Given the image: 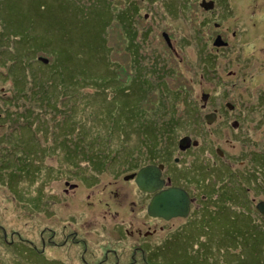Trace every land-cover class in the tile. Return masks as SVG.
Instances as JSON below:
<instances>
[{"label": "rangeland", "instance_id": "obj_1", "mask_svg": "<svg viewBox=\"0 0 264 264\" xmlns=\"http://www.w3.org/2000/svg\"><path fill=\"white\" fill-rule=\"evenodd\" d=\"M47 1L52 2L50 4V13H57L55 16L61 18L60 27L63 29L61 33L63 34L64 41L59 37L51 46H48L46 43L45 51L38 50L36 55L38 58L39 56L48 58L50 64L54 59V51L59 52L61 50L63 55H69L75 61L78 68H83L86 65L85 58L87 55L93 56V51L97 52L99 50H97L96 46L105 39L106 17L93 12V7L96 5V1L94 0ZM105 1L109 4V12L114 13L116 10L127 6L126 1L128 0ZM130 4H137L135 6L137 11L134 12L135 18L132 23L137 31L134 38L136 49H132V53L130 50H127V42L123 40L119 29L120 26L114 21L108 28L106 35V46L109 52L107 53L106 48L105 50L102 49L96 58L97 66L95 70L98 73L90 75L89 77H84L83 75L85 74H81L82 77L79 78V83L99 82L96 86H93L91 83V86L98 92L102 90L105 92L102 96L105 97L103 105L100 104V98L95 97L91 98L92 104L90 107L89 100H83L81 97H77V101L73 102V100H76V95L81 96L80 94H84V91L75 92L72 89L71 91H64V86L61 87L55 96H51L56 97V100L50 99L54 101L53 105H48L50 101L45 105L41 99L42 96L32 92L30 97L29 87L32 86L25 84L13 97L5 98V102L0 104V112L5 115V118H2V123H0V139H3L7 132L5 130L6 122L11 118H16L13 113L19 106L36 107L40 103L37 107H42V113L40 115L36 114L31 127L32 129L34 126L37 127L35 131L38 135L40 134V127H42V130L47 133V142L53 144L52 148L54 152L59 147L64 146V154H69L72 151V140H80L79 134L75 135L73 131L68 132V128L71 126L70 122L78 120V125L83 131L86 126L94 121L95 112L100 115V119L97 122L98 126L94 124L90 128H95L98 132L95 130L93 135L84 138L82 140L83 143L89 141L96 145L95 141L101 140L98 143V147H107L111 143V149L107 150L105 154L109 156L112 151L116 153L115 155L121 156L124 153L122 148H125V152L134 154L131 151L134 149V152H136L135 149L141 142H146V146L148 147L150 143L148 138H146L147 135L142 133L141 136L140 133L136 132L137 129L135 127L132 128L136 129V131L134 130L122 138L117 130H112L113 127H117L115 123L120 118V122H123L124 119L130 126L140 122H145L149 125L150 129L155 131V135L158 138L159 144L156 146V150L159 151L164 147H169L171 138L173 141L175 137L178 138L184 133L191 134L194 128L193 118L197 112L195 115L189 114L187 108L192 109V112H194L196 108L201 107L202 93H212L229 89L225 88L228 79L227 71H234L238 76L246 77V83H242L241 81L240 84L235 86L238 92H243L246 88L248 91L253 92L264 91V80L261 81L259 77L260 70L264 69V49H262L264 48V0H224L223 14L219 13L216 16L214 13L212 14V18H209L210 14L206 15L207 17H204L205 15H199V18L193 17L189 4H185L189 11H185L181 15L177 13L172 16L165 13L162 17L158 15L161 13L160 9L156 17H152L151 11L148 8H143L142 5H138L136 0H130ZM180 4L182 3L180 2ZM101 5L103 6V4ZM170 9L172 8H163V10ZM82 10H86L87 13L82 14ZM16 11L20 10L17 8ZM31 12L36 13V10L33 8ZM146 13L149 16L144 19L143 15ZM200 18H207L205 19L207 26L204 29L203 37L197 29V25H193V21ZM1 24L2 21L0 19V26ZM211 28L214 30V34L217 33V28L225 31L223 36H225L228 42L226 44L229 45L228 47H221L218 52L216 46L213 45L215 36L210 31ZM39 31L43 38L42 41L53 38V32L48 31L44 24L40 25ZM57 31L60 33L59 30ZM232 33H234V36ZM168 37L172 41L173 50H170L166 44ZM199 37L203 38L204 43ZM39 40L41 41V39ZM179 41L183 42L180 46L177 44ZM11 44L10 41H1L0 39V90H4L6 95L7 92L13 93L18 85L15 83L14 76L11 72L7 74V66L14 57V49ZM258 52H262L263 54H259ZM59 56H61L60 52ZM77 56L80 59L76 58ZM137 66L140 68H137ZM224 66L225 68H223ZM222 76L224 77L223 80ZM115 79L116 82H113ZM137 79L138 81L143 80L148 83L149 88H147L145 94L143 93L144 95H139L137 92L135 84ZM230 80V83H232L235 79L230 78ZM39 83L41 84V81ZM68 83L65 81L63 85ZM250 84L252 86H249ZM32 85L36 87L38 85V79L32 80ZM33 87L31 91L34 89ZM228 87H230V84H228ZM20 91H22V94L16 96ZM68 95L71 98L65 100L60 99L62 96ZM235 96V99H237L238 95L236 94ZM253 96H256V94H253L251 98ZM142 98L143 100L141 102L140 100ZM214 98L216 97L212 96V105L215 102ZM241 100L247 101L248 99L244 97ZM70 101L81 112L77 118L72 117L68 113V109L63 108V105L69 104ZM251 101L254 100H248L249 103ZM140 109H143L146 114L141 113ZM258 110L259 113L264 112V101L258 105ZM107 115L112 122L110 124L106 118ZM188 118L192 119L191 124L186 121ZM197 118L199 123H201L202 120L199 117ZM184 121L187 124H184ZM108 125L110 126L109 128ZM16 126H18L17 123ZM81 130L80 132L83 133ZM24 139H27V134H25ZM262 139L263 137H261ZM62 140L67 142L68 145L63 144ZM213 140L214 146H216L217 143L214 137ZM11 144H13L12 141L8 143L2 142L3 151L0 153V164L1 158L7 157L8 150H12L13 146L10 147ZM21 149H29V146ZM245 149L252 148L251 146H246L242 150L244 151ZM98 151L101 153V148H98ZM241 158L244 157L241 156ZM66 165H68V162L64 161L58 166V169L62 171ZM111 169L115 170V167L113 166ZM0 172L11 173V170L8 165H4L0 168ZM102 175L99 178L100 181ZM59 176L60 173L56 172L55 177L49 178V188L44 192L46 193L44 197L47 201H49V194L60 198L64 190L69 191L61 182V180H65L64 176L62 175L61 180ZM120 176L124 178L125 174ZM105 181H107L106 178H102V184ZM122 183H117L116 187L107 185L103 191L104 195L123 191L127 197V190L121 187ZM33 188H42L40 180L33 185ZM89 191L87 190V193ZM87 193H84L79 188L75 193L77 196L76 198L75 195L73 196L75 199L72 202L76 201L75 203L77 204L90 202L89 200L91 199L86 197ZM14 198L17 202H24L29 206L31 205L30 194H19V196ZM14 198L10 193H6L3 190L2 185L0 186V226L6 229L4 232L2 230L3 235H10L8 242L11 241L14 235L22 236L24 239L39 238L36 244L41 250L42 248L58 251L67 250V252L77 254H81L83 250L79 249V246L88 247L90 249L87 253L93 257L92 259L94 261H97L98 258L106 254L102 252L104 249L103 245L96 242L95 238L92 237L91 226H89L94 222L101 223L105 220V222L110 221V213L105 208L100 206L88 208L84 206L88 209L86 212L91 213V211L95 210L96 216H92L89 213L84 216L76 215L75 222H67L70 215L67 213L61 216L64 222H44V218L34 222L28 218L24 210L19 208L17 202H14ZM93 201L96 202V200ZM239 211L242 215H255L252 210L247 208ZM126 223L131 224L132 222L127 220ZM185 223H173L172 226L177 227L174 234H172L170 229L171 225H168L169 228L165 230L167 235H162L160 238L161 244H165L164 246L166 247L167 244L178 240L183 244L182 238L186 237V235L180 233L182 229L184 230V227L178 228V224L183 225ZM235 223L239 224V222H211L209 225L202 223L198 227L196 222L192 223L189 229L193 230L196 236L205 235L207 239L205 243H202L203 236L195 238L193 241V250H196L195 246L198 245V252L212 256L220 249L219 238L222 236L224 239L230 238L231 254L225 257L230 264H264V227L256 225L255 222H245L247 225L244 231H240L234 226ZM189 229L184 231L188 233V231H191ZM97 235L102 236L99 233ZM99 238L104 242H110L112 248L117 252L120 250L122 253L124 252L125 259L123 263L125 264H162L158 257L160 253L153 255V257L152 255L149 256L148 262L144 259H138L132 262L130 254L133 253L135 255L137 251L133 249L131 238L122 243L115 242L112 236ZM208 240L211 245H208ZM69 243L71 245H68ZM162 249L166 250L167 248L161 246ZM13 250L17 253L19 247H15ZM42 260L40 257L35 259L34 255L32 257L29 254L26 261L22 264H43L44 262ZM74 263L82 264V258L80 256L77 257ZM108 264L113 263L109 262Z\"/></svg>", "mask_w": 264, "mask_h": 264}, {"label": "trees", "instance_id": "obj_2", "mask_svg": "<svg viewBox=\"0 0 264 264\" xmlns=\"http://www.w3.org/2000/svg\"><path fill=\"white\" fill-rule=\"evenodd\" d=\"M94 1H96V5L93 7V12L97 15H104L106 17L105 39H103L101 43L96 46L97 50H99L97 52L93 51V56L89 54L87 55L85 58L86 65L83 66V68H78L75 61H73L69 55H63L61 50L59 51L61 56H59V52L54 51V59L50 64L48 58L39 56V59L36 55L38 50L45 51L44 49L46 47V43L48 46H51L59 37H61V40L64 41L63 34L61 33V30L63 29L60 27L61 18H57L55 16L57 13H50V4L52 2H48L47 0L31 2L24 0H0V19L2 21L0 26V39L1 41H10L12 43L11 46L14 49V57L7 66V74L11 72L14 76L15 83L18 84L17 89L13 93L7 92L6 95L4 90H0L1 104L5 102V98L13 97L15 93L25 84H29L33 87L32 80L38 79V85L33 87L34 89H32V91V87H29L30 97L32 92L42 96L41 99L45 105H47L49 101L48 105H53L54 101L52 100H56V97L51 96H55L62 86L65 87L64 91H71V89L75 92L84 91V94H80L81 96L76 95V100H73V102L77 101V97H81L83 100H89L90 107L92 104L91 98L95 97L100 98V104L103 105L105 97L102 96L105 92L103 90L98 92L91 86V83L93 86H96L99 82L79 83V78L82 77L81 74H85L83 75L84 77H89L90 75L98 73L95 70L97 66L96 58L99 56L102 49H107L106 35L108 28L114 21L120 26L119 29L123 40L127 42V50H130L132 53V49H136L134 38L137 31L132 23L135 18L134 12L136 11L134 5L136 6L137 4H133V6L129 9L123 7L116 10L114 13H110L107 1ZM101 4H103V6ZM169 5H175V3ZM178 6L182 7L184 5L179 4ZM17 8L20 11H16ZM33 8L36 10L37 14L31 12V9ZM180 9L181 11L176 12V14L179 13L181 15L183 12L188 11L186 6ZM86 13V10H82V14ZM209 18H212L211 14ZM205 19L207 18L195 19L193 21V25H197V29L202 37L204 29L207 26ZM41 24H44L48 31L53 32L54 35L51 40L42 41L43 38L41 37V33L39 31ZM57 30H59L61 34ZM210 31L214 34V30H212V28ZM214 36L216 38V34H214ZM202 37H199V39L204 43ZM215 38L213 42H215ZM39 39H41V41ZM177 44L180 46L183 42L179 41ZM31 49L33 51L32 53ZM108 52L109 51L107 49V53ZM76 58L79 57L77 56ZM137 68L140 67L137 66ZM39 81H41V84ZM65 81L69 83L63 85ZM114 81L116 82V79L113 80V82ZM135 84L139 95H144L147 88H149V86L147 87L145 83L138 81V79L135 81ZM19 94H22V91H20V93L16 96ZM46 95H48V97H46ZM68 98H71L70 95L62 96L60 99L65 100ZM142 100L143 98L140 101L142 102ZM38 105H40V103H38L37 106ZM65 105H63V108L68 109V113L72 117L77 118V116L81 114L80 110L77 107H74L71 101L69 104ZM37 106H19L13 113L16 118H11L6 122L5 130L7 132L4 138L0 139V153L3 151L2 142H13V144L10 145V147L13 146L12 150H8V156L1 158L0 168L4 165H8L11 173L0 172V186L2 185L3 190L6 193H10L13 198L19 196V194L25 193L31 195L30 206L24 202H17L15 198L14 202H17L19 208L24 210L28 215V218L32 219L34 222L42 218L46 219L52 218L53 216L56 217L58 214V207L49 208L48 210L42 208V204H47L49 206L51 203L56 204L61 202L60 199L53 194L48 195L49 201H47L44 197L46 195L44 192L48 190L50 185L49 178L55 177L56 172L60 173V180L63 175L65 179H70L71 182H79L84 186L91 187L98 183L97 181L102 174L110 173L115 178L120 177V175L125 174L136 166L151 162L158 157L157 154L161 151V149L159 151L156 150V146H158L159 141L155 135V131L150 129L149 125L145 122H140L134 123L130 126L124 119L123 122H120V118L118 122L115 123L117 127H113L112 130H117L122 138L137 129L136 132L140 133V135L142 133L147 135L146 138H148L150 143L148 144V147L146 146V142H141L135 149L136 152H134V149L131 151L134 154L125 152V148H122L124 153H122L121 156L115 155L116 153L113 151H109L111 152V155L109 156L105 154L107 150L111 149V143L108 144L107 147H98V143L101 140H96V145L90 143L89 141L87 143H83L82 140L84 138L93 135L95 130L98 132L97 129L90 128V126L94 124L98 126L97 122L100 119V115L95 112L94 121L91 122L90 125L86 126L83 131L78 125V120L70 122V128L67 127L68 132L73 131L75 135L79 134L80 140H72V151L69 154H64V146L59 147L57 151L54 152L52 148L53 144H49L47 142V133L42 130V127H40L39 135L35 131L37 127L34 126L33 129L31 127L36 114L40 115L42 113V107ZM140 112L145 113L143 109H140ZM0 117V123H2V118H5V115L1 114ZM106 118L108 119L109 124L112 123L108 115ZM16 123L18 126H16ZM109 127L110 126L108 125V128ZM132 127H135L136 129H133ZM73 128L75 129L73 130ZM80 130L83 133H81ZM25 134H27V139H24ZM62 143L68 145V143L63 140ZM25 146H29V149H21ZM98 148H101L102 154L99 153L100 151H98ZM64 161L68 162V165H66L61 171L58 169V166H60V164ZM113 166L115 167V170L111 169ZM39 180L42 188H33V185ZM54 181H56V179H54ZM242 218H244L245 221L239 222V224H234V226L240 231H244V228L247 225L245 222H255L256 225L264 227V222H258L254 216L248 215L244 217L242 215ZM192 223L194 222H188L184 226V230L189 229ZM196 223L199 227L202 223L209 225L211 222ZM2 230L4 232L6 229L3 226H0V264H22L26 261L29 254L32 257L34 255L35 259H37V257L43 259L42 261L44 263L41 262L43 264H75L74 260L80 256V254L67 252V250L58 251L47 250L45 248H42L41 250L36 244L39 238L24 239L22 236L14 235L11 238V241L8 242L10 235H3ZM184 230L182 229L180 232L182 235H186V237L182 238L184 242L183 244L179 240L171 244H167L166 247L164 246V248H167L166 250L162 249L160 251H152V257L153 255L160 253L158 257L162 264H230L225 258L231 254L230 238L224 239L220 236V249L212 256H207L203 252L197 251V249H199L198 245L195 246L196 250H193V241L195 238L203 236L202 243H205L207 241L205 238L206 236H196L195 232L191 229H189L191 231H188V233ZM208 245H211L209 240ZM15 247H19L17 253L13 250Z\"/></svg>", "mask_w": 264, "mask_h": 264}, {"label": "flooded vegetation", "instance_id": "obj_3", "mask_svg": "<svg viewBox=\"0 0 264 264\" xmlns=\"http://www.w3.org/2000/svg\"><path fill=\"white\" fill-rule=\"evenodd\" d=\"M223 1L136 0L138 5L151 11L152 17H156L159 9L161 10V13L158 14L160 17L165 13L174 16L176 12L181 11L180 8L189 4L192 16L198 18L199 15L207 17L206 15L214 13L216 16L219 13L223 14ZM174 3L175 5H169ZM179 4L184 6H178ZM126 5L124 8L127 9L133 6L130 4V0L126 1ZM166 7L172 9L163 10ZM134 8L137 11L135 5ZM143 16L146 19L149 14L146 13ZM216 31L218 39L213 45L219 52L221 47L226 48L229 45H226L228 42L223 36L225 31L218 28ZM232 34L234 36V33ZM166 44L170 50H173L169 37ZM258 53L263 54L262 52ZM227 76L225 88L229 89L202 93V106L196 108L194 112L187 108L189 114L195 115L197 112L193 118L194 128L191 134L184 133L178 138L175 137L168 148L164 147L158 152L157 158L144 165L134 167L125 173L124 178L122 176L115 178L110 173L102 175V178H106L107 181L102 184V178L101 181L98 179V183L91 186L88 193L85 189L82 190L87 193L86 197L91 199L90 202L85 204L72 202L76 198L78 193H75L81 184L65 179L61 182L69 191L64 190L59 198L61 202L51 203L49 206L43 204L45 210L50 207L59 208L56 217L46 218L44 222H64L61 216L65 213L70 214L67 222H75L76 215L84 216L89 213L96 216L95 210L91 213L86 212L88 209L84 206L88 208L100 206L110 213V221L94 222L89 225L92 237L103 245L102 252L106 254L94 261L93 257L87 253L90 248L79 246V249H83L80 254L82 264H108L109 262L125 264L123 263L125 253H122L121 250L117 252L112 248L110 242H104L99 237L112 236L117 243L125 242L131 238L133 249L137 251L135 255L130 254L132 262L138 259L148 262L147 257L152 255V251H160L161 246L164 247L165 244H161L160 238L162 235H167L165 230L169 228L168 225H171L172 234L176 232L177 227L172 226L175 222H186L185 224L188 222H242L245 219L242 218L239 210H244V208L255 212L256 216L254 215V217L258 222H264V213L259 205L264 203V112L259 113L258 110V105L264 101V91L253 92L246 88L243 90L244 93L238 92L235 86L241 81L246 83V77H241V75L239 77L234 71H227ZM259 77L261 81L264 80V69L260 70ZM230 78L235 79L234 82L230 83ZM141 82L148 87L147 82L143 80ZM236 94L238 95L237 99H235ZM253 94L256 96L251 98ZM212 96L216 97L214 105L211 101ZM244 97L249 101H254L250 103L248 100L242 101L241 99ZM197 117L202 120L201 123ZM191 120L188 118L186 121L191 124ZM186 121L184 124H187ZM186 137L189 140L180 146V140ZM213 137L217 143L216 146H214ZM261 137H263L262 140ZM246 146H251L252 149L243 151L242 149ZM146 166H152L150 170L158 173V189L153 192L140 189L136 182L137 174ZM120 182H123L121 187L127 190V197L123 191L104 195L103 191L107 185L116 187ZM169 189H177L182 195L175 198L177 200L176 207L182 206L180 213L169 219L151 215L148 212V207L152 198ZM74 190L76 191L74 192ZM74 195L75 198H73ZM185 205H187V211ZM243 216H248V214H243ZM120 220L122 221L120 222ZM127 220L132 223H126ZM185 224H178V228L184 227ZM97 233L102 236H98Z\"/></svg>", "mask_w": 264, "mask_h": 264}, {"label": "water", "instance_id": "obj_4", "mask_svg": "<svg viewBox=\"0 0 264 264\" xmlns=\"http://www.w3.org/2000/svg\"><path fill=\"white\" fill-rule=\"evenodd\" d=\"M188 140L189 138H182L179 144L182 145ZM151 167L152 166H146L141 169L136 178V182L140 189L147 192H153L158 189V173H154L152 169L150 170ZM179 196L182 195L177 189L162 191L152 198L148 207V212L153 216H160L164 219L177 216V213H180V210L182 209V206L176 207L177 200L175 198H179ZM259 205L262 208L261 211L264 213V203H260ZM185 210L187 211V205H185Z\"/></svg>", "mask_w": 264, "mask_h": 264}]
</instances>
